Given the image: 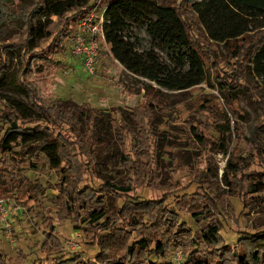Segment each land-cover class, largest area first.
<instances>
[{"label": "rangeland", "instance_id": "1", "mask_svg": "<svg viewBox=\"0 0 264 264\" xmlns=\"http://www.w3.org/2000/svg\"><path fill=\"white\" fill-rule=\"evenodd\" d=\"M108 4V0H101L96 7L102 11ZM19 30L9 25L1 26L0 44L17 43ZM196 34L205 37L200 25H197ZM128 35L133 36L139 52L154 50L163 64L179 71L178 52L154 47L145 24L131 23ZM214 49L217 55L207 58L204 82L186 90L160 88L150 80L129 72L114 59L105 43L101 65L97 75L92 77L84 71L81 59L73 56L68 48L57 58L63 68L62 65L40 63L33 80L39 87L40 96L48 101L73 100L79 105L97 109L98 114L105 113L111 119L127 122L135 108L147 100L160 104L163 109L151 128L149 143L138 141L133 136L126 139L113 136L107 146L88 141L89 152L98 149L100 160L77 187L82 191L87 188L96 190L110 215V221H102L95 227L81 222L87 216L86 209L77 214L78 219L74 222L60 221L59 214L65 202V195L58 188L63 183L62 179L56 171L44 167L43 160L36 158L43 155L37 154L35 147L28 151L13 149L15 161H21L17 168L0 151V197L6 199L9 209H17L13 216L10 215L12 235L0 231V251L9 257V264H38L45 259L48 253L41 248L53 225L61 246L54 245L55 251L49 253L60 251L59 255L65 259L76 255L87 264L97 262L101 250L100 235L104 237L106 233L100 228L103 225H107V232L117 231L126 241L129 239L127 244H133L138 237L150 236L154 240L151 233L157 235L162 229L154 226L155 223L160 224V206L154 203L153 212L146 210L144 213L143 205L148 208L149 205L140 202L164 201L165 196H169L165 208L175 210L179 223L192 230L200 242L197 249L201 252H215L202 237V231L209 224L224 226L221 233L223 243L218 249L225 248L231 252L237 250L234 247L241 238L264 232V190L258 194L251 191L255 184L264 188V110L258 99L248 92L249 88L229 91L221 85L225 74L232 76L236 59L224 45L217 44ZM19 56L16 51L9 54L11 73L6 83L0 84V111L5 116L14 106L24 108L26 103L24 94L13 84L21 65ZM244 76L241 80L243 86L254 90L262 85L251 73ZM63 128L68 132L67 137L75 141L76 136L70 127ZM88 130V127L83 129L84 138ZM194 131L202 136L203 142ZM121 153L129 155L128 161H119ZM148 156L152 158L148 159ZM81 159L88 162L85 157ZM84 162V166H91V163ZM106 183L131 186L133 190L124 195L107 189ZM29 188L32 191H27ZM207 195L220 209L207 220L198 221L193 217V210L201 209V196L206 198ZM134 219L143 223L135 226ZM76 225L80 229H76ZM68 241L76 242L80 249H68ZM176 251H182L185 264L189 255L177 248L170 249L165 258L153 254L150 261L176 264L172 254ZM107 254L110 255L108 259L118 260L124 251L114 249ZM229 257L223 264H234L231 253ZM103 264L111 263L103 261Z\"/></svg>", "mask_w": 264, "mask_h": 264}, {"label": "trees", "instance_id": "2", "mask_svg": "<svg viewBox=\"0 0 264 264\" xmlns=\"http://www.w3.org/2000/svg\"><path fill=\"white\" fill-rule=\"evenodd\" d=\"M100 1L0 0V27L9 25L13 29H20L17 32V43L0 44V84L6 83L10 76L12 61L9 54L16 51L20 55L21 65L13 84L26 97L24 108L14 106L7 116L0 111V151H3L7 161L17 168L21 161H15L13 149L28 151L35 147L36 153L43 155L36 158L43 160L44 167H50L62 179L63 183L58 188L65 195V202L59 214L60 221L74 222L78 219L77 214L86 209L87 216L82 218L81 222L88 226L110 221L109 211L104 207V201L98 196V192L92 188L82 191L77 187L83 177L90 173L95 162L99 163L100 160L96 152L98 149L89 152L88 141L107 146L113 136L122 139L133 136L138 141L149 143L151 128L163 109L160 104L155 105L151 100H147L135 108L127 122L111 119L104 115L105 113L98 114L97 109L79 105L73 100L48 101L40 96L39 87L33 80L40 63L48 66L62 65L57 58L66 51L67 43L78 30V23L92 12ZM108 1L105 11V41L114 59L129 72L150 80L160 88L191 89L204 82L208 69L207 58L212 55L216 57L214 46L221 44L236 59L232 76L225 74L221 85L229 91L249 88L246 89L251 96L258 99L264 110V0ZM131 23L146 25V32L154 47L178 52V72L163 64L154 50L139 52L133 36L128 35ZM197 25L201 26L205 37L196 34ZM48 41V46L43 49L42 46ZM245 73H251L262 85L254 90L243 86L241 80L244 79ZM64 126L70 127V131L76 136L75 141L67 137L68 132ZM85 127L89 130L84 138ZM194 134L203 142L202 136L196 131ZM101 135H104V139ZM143 148L146 149L144 146ZM128 156L121 153L119 161H128ZM83 157L87 158L88 162H84L81 159ZM151 158L152 156H148V159ZM82 161L91 163V166H84ZM105 185L107 189L124 195H129L133 190L131 186L122 187L111 183ZM251 189L257 194L264 190L259 184H255ZM165 197L164 201L140 202L149 205V208L143 205L144 213L150 210L153 212L154 203L160 206V224L155 223L154 226H161L162 229L157 235L150 232L154 240L150 236L141 238L137 235L138 240L127 244L129 239L126 241L117 231L107 232V225H103L104 227L100 228L106 233L104 237L100 235V254L97 262L91 264H103V261H110L111 264H158L150 261L152 255L165 258L172 248L182 249L189 255L185 264H223V261L230 258V253L234 264H264V232L241 238L234 247H237V250L231 252L225 248L218 249L223 243L221 233L224 226L209 224L202 231V237L205 244L215 249V252H201L197 249L200 242L192 230L186 224L179 223L175 210L165 208L169 196ZM199 208L201 209L193 210V217L204 221L214 214L215 210L219 211L220 206L207 195L206 198L201 196ZM207 213L208 216H205ZM142 223L143 221L138 219L133 220L135 226ZM79 227L76 225V229H80ZM51 231L41 248L48 255L38 264H87L76 255L65 259L63 255H59L60 251L49 253L55 251L54 245L61 246L54 234V225ZM135 231L137 234L136 229ZM152 245H155V248L152 249ZM114 249L124 251L118 260L108 259L110 255L107 253ZM0 264H9V257L2 251Z\"/></svg>", "mask_w": 264, "mask_h": 264}, {"label": "built area", "instance_id": "3", "mask_svg": "<svg viewBox=\"0 0 264 264\" xmlns=\"http://www.w3.org/2000/svg\"><path fill=\"white\" fill-rule=\"evenodd\" d=\"M105 11H102L97 6L95 9L83 20L78 23V30L73 34L68 42V49L75 57H79L82 61L84 71L90 76L97 75L98 66L101 65V51L105 41L104 25H105ZM17 209H9L7 207L6 199L0 197V231H4L6 235H12V222L10 215L13 216V211ZM68 249L76 251L80 249L78 244L74 241H68L66 244ZM174 261L176 264H183L182 251L174 253Z\"/></svg>", "mask_w": 264, "mask_h": 264}, {"label": "crops", "instance_id": "4", "mask_svg": "<svg viewBox=\"0 0 264 264\" xmlns=\"http://www.w3.org/2000/svg\"><path fill=\"white\" fill-rule=\"evenodd\" d=\"M106 46H108V45H106Z\"/></svg>", "mask_w": 264, "mask_h": 264}]
</instances>
